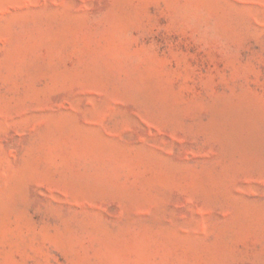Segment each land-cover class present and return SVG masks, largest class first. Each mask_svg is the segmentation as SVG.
<instances>
[{"label": "rangeland", "instance_id": "obj_1", "mask_svg": "<svg viewBox=\"0 0 264 264\" xmlns=\"http://www.w3.org/2000/svg\"><path fill=\"white\" fill-rule=\"evenodd\" d=\"M0 264H264V0H0Z\"/></svg>", "mask_w": 264, "mask_h": 264}]
</instances>
